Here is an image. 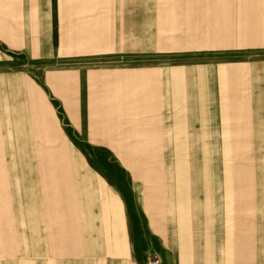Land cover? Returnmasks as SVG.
I'll list each match as a JSON object with an SVG mask.
<instances>
[{
  "label": "crops",
  "instance_id": "crops-1",
  "mask_svg": "<svg viewBox=\"0 0 264 264\" xmlns=\"http://www.w3.org/2000/svg\"><path fill=\"white\" fill-rule=\"evenodd\" d=\"M19 4L11 47L67 61L0 59V264H264V56L228 52L230 4L226 58L173 63L154 0Z\"/></svg>",
  "mask_w": 264,
  "mask_h": 264
},
{
  "label": "rangeland",
  "instance_id": "rangeland-1",
  "mask_svg": "<svg viewBox=\"0 0 264 264\" xmlns=\"http://www.w3.org/2000/svg\"><path fill=\"white\" fill-rule=\"evenodd\" d=\"M211 1L212 0H154L155 13H157L156 6L160 4L157 18L159 15L164 18L167 15L169 17L170 41L168 52H170L171 63L176 59L185 61L190 59H209L212 56H218L217 59L226 58V47L217 50L215 47H211L212 44L206 34L210 25L215 23V17L219 19L218 17L221 16V14L225 15V13H221V10H218V8H210L209 4ZM215 1H217L218 5H223V7L228 2L232 7V9H230L232 11L234 22V42L239 45L238 47L234 46V51L229 49L228 52L230 54L241 52L249 54L251 57L257 56L258 52H260L264 56V47L261 45L262 40L264 39V0H213V5H217ZM163 4L165 5L164 13L162 12ZM19 6H21L19 0H13V3H9V5L8 3L3 4L2 16L4 20L0 19V34H2V37L0 36V59L2 57V60L5 63L8 61L12 67L17 66L19 63V65L31 75H36L37 72H40L52 64L57 67H64L67 61L64 57L52 56L43 58L44 61L41 69V67L34 65L36 60L34 54L29 53L28 51H23V49L12 48L13 46H18V43L23 41V37H20L21 30L15 29L14 32L9 30V9L10 16L15 12L18 16V13L21 12V9L18 8ZM52 6H55V4ZM166 7L168 10L167 13L165 12ZM53 11H55V9H53ZM229 14H231L230 10ZM15 19L17 20L18 17ZM194 19H198L201 22V28L196 27L195 29V26L193 25ZM52 24L57 25V17L54 12L52 16ZM180 26L186 27L185 29L182 28L183 34L181 38H179L178 35ZM193 29L196 32L198 41L201 43L198 42L197 44H194L192 42V37L194 36V33L192 34ZM10 33L11 35L7 36V34ZM156 37L159 39H156ZM156 37L155 45L156 42H159L160 45V34H157ZM57 39V33L54 31L51 40L55 43ZM187 40H191V42H185ZM10 41L13 42L9 43ZM250 44L259 45L252 46ZM11 45L13 46L11 47ZM12 50L15 51L13 52ZM156 50L157 49L155 48V51ZM13 54H15L16 57H14L15 55L13 56ZM149 261L157 263L158 258L154 256L149 259Z\"/></svg>",
  "mask_w": 264,
  "mask_h": 264
}]
</instances>
